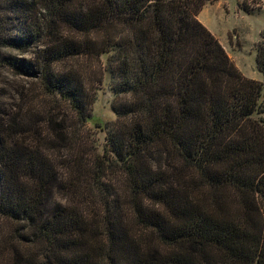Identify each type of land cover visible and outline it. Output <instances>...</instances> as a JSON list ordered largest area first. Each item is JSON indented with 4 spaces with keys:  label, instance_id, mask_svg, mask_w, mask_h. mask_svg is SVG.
Returning a JSON list of instances; mask_svg holds the SVG:
<instances>
[{
    "label": "trees",
    "instance_id": "trees-1",
    "mask_svg": "<svg viewBox=\"0 0 264 264\" xmlns=\"http://www.w3.org/2000/svg\"><path fill=\"white\" fill-rule=\"evenodd\" d=\"M213 1L0 0V76L26 80L0 100V264H264L263 84L198 20Z\"/></svg>",
    "mask_w": 264,
    "mask_h": 264
},
{
    "label": "rangeland",
    "instance_id": "rangeland-1",
    "mask_svg": "<svg viewBox=\"0 0 264 264\" xmlns=\"http://www.w3.org/2000/svg\"><path fill=\"white\" fill-rule=\"evenodd\" d=\"M198 20L218 39L231 61L249 78L263 84L264 76L257 69V48L264 42V0H215L205 5ZM17 58H29L19 51L13 50ZM103 54L100 59V69L104 72L102 83L96 86L94 104L89 110L90 119L87 122L88 136L93 141L96 150L103 153L106 138L110 133L116 116L112 110L114 92L111 76L107 70V58ZM0 76V100H12L16 88L25 85L26 80L15 78L8 70H3ZM1 90H5L3 95Z\"/></svg>",
    "mask_w": 264,
    "mask_h": 264
}]
</instances>
